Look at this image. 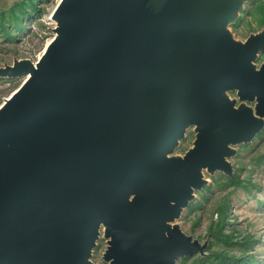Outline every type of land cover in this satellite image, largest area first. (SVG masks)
Masks as SVG:
<instances>
[{
    "label": "water",
    "instance_id": "95a60500",
    "mask_svg": "<svg viewBox=\"0 0 264 264\" xmlns=\"http://www.w3.org/2000/svg\"><path fill=\"white\" fill-rule=\"evenodd\" d=\"M246 1L56 0L38 58L0 66L22 77L0 104V264H93L100 232L106 264L206 254L177 219L264 127V28L230 29Z\"/></svg>",
    "mask_w": 264,
    "mask_h": 264
},
{
    "label": "rangeland",
    "instance_id": "374dc122",
    "mask_svg": "<svg viewBox=\"0 0 264 264\" xmlns=\"http://www.w3.org/2000/svg\"><path fill=\"white\" fill-rule=\"evenodd\" d=\"M258 1L260 0H247L235 22L230 25L235 38L244 40L250 33L264 28V25L258 24L256 15L249 12L251 6ZM55 2L56 0H0V17H3L8 32L5 34L0 27V66L11 64L13 58H29L32 61L38 58L54 34V21L49 17ZM257 59V64L264 61V51L260 52ZM21 82L22 77H0V104ZM233 93L231 92L232 96ZM193 138L194 132L192 128H188L185 137L175 148V153L183 154L191 146ZM263 158L264 127L250 142L236 145V153L230 158L233 172L239 176L244 187L227 182L220 171H215L212 175L205 173L208 183L195 192L194 208H184L177 219L185 233L206 244L205 249L210 247L230 255V264H264V161H259ZM221 206H224V210L220 214L218 208ZM218 218L225 221L224 235L228 233L231 240L244 239L249 235L252 237L250 246L242 248L207 233L211 220ZM105 246L106 240L100 232L92 250L93 264H106L102 259ZM212 250L206 251V255ZM197 256L202 255L198 253L195 257ZM192 260L193 255L184 256V259L178 258L176 264H191Z\"/></svg>",
    "mask_w": 264,
    "mask_h": 264
},
{
    "label": "trees",
    "instance_id": "16d2710c",
    "mask_svg": "<svg viewBox=\"0 0 264 264\" xmlns=\"http://www.w3.org/2000/svg\"><path fill=\"white\" fill-rule=\"evenodd\" d=\"M249 12L253 13L256 15L257 17V22L259 25H264V1L260 0L258 2H256L255 4H253L251 6V8L249 9ZM15 17L17 18V15H15ZM0 27L1 30L7 34V30H6V26L3 22V17H0ZM259 161H264L263 159H259ZM225 180L229 183H232L234 185H242L241 183V179L239 178V176L237 174H233L231 176H227L225 175ZM244 187V186H243ZM192 207L194 208L195 203L194 200L190 201L189 204L187 205V207ZM224 210V206H221L218 208V211L220 212V214L223 212ZM225 225V221L222 218H218L217 220H211V222L209 223L208 227H207V233L212 234L213 237H217L219 239L222 238V240H227L228 243H233L236 245H239L242 248H246L248 246H250L251 242V238L249 235L245 236L244 239H235V240H231L228 238V233L224 235L223 233V228ZM208 250H212L210 247L206 248L205 251ZM196 255V254H195ZM195 255H193V260L191 262V264H213V263H217V264H230L231 263V259L232 257L230 255H228L227 253L223 252L222 250L218 251V250H212L209 254H205L202 255L200 257H195ZM248 256V254L246 255ZM182 259H184V256L182 257ZM248 259V257L246 258ZM237 261V258L235 259V262ZM241 263V262H240Z\"/></svg>",
    "mask_w": 264,
    "mask_h": 264
},
{
    "label": "flooded vegetation",
    "instance_id": "af4514ba",
    "mask_svg": "<svg viewBox=\"0 0 264 264\" xmlns=\"http://www.w3.org/2000/svg\"><path fill=\"white\" fill-rule=\"evenodd\" d=\"M230 94H231V93H230ZM234 94H235V93H233V95H234ZM186 131H187V130H186ZM193 132H194V131H193ZM185 135H186V132H185V134H184V137H185ZM184 137H183V138H184ZM183 138H182V139H183ZM184 151H185V150H184Z\"/></svg>",
    "mask_w": 264,
    "mask_h": 264
},
{
    "label": "bare ground",
    "instance_id": "6f19581e",
    "mask_svg": "<svg viewBox=\"0 0 264 264\" xmlns=\"http://www.w3.org/2000/svg\"><path fill=\"white\" fill-rule=\"evenodd\" d=\"M49 19H51L50 17H49ZM258 60V59H257Z\"/></svg>",
    "mask_w": 264,
    "mask_h": 264
}]
</instances>
